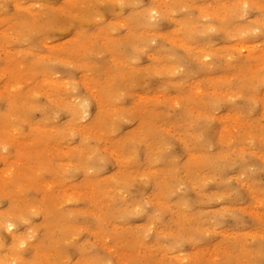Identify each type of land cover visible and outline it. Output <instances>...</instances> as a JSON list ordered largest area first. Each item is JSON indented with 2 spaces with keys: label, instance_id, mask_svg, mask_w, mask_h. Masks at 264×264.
Returning <instances> with one entry per match:
<instances>
[{
  "label": "rangeland",
  "instance_id": "374dc122",
  "mask_svg": "<svg viewBox=\"0 0 264 264\" xmlns=\"http://www.w3.org/2000/svg\"><path fill=\"white\" fill-rule=\"evenodd\" d=\"M0 264H264V0H0Z\"/></svg>",
  "mask_w": 264,
  "mask_h": 264
},
{
  "label": "bare ground",
  "instance_id": "6f19581e",
  "mask_svg": "<svg viewBox=\"0 0 264 264\" xmlns=\"http://www.w3.org/2000/svg\"><path fill=\"white\" fill-rule=\"evenodd\" d=\"M243 5H244V4H243ZM153 10H154V9H153ZM153 10H152V11H153ZM154 12H155V11H154ZM154 12H153V13H154ZM242 13H243V12H242ZM203 57H204V56H203ZM79 103H80V102H79ZM79 106H80V105H78V107H79ZM81 107H82V105H81ZM76 108H77V107H76ZM84 110H85V109H84ZM80 111H81V110H80ZM85 111H86V110H85ZM81 114H82V113H81ZM86 114H87V113H86ZM86 114H85V115H86ZM10 225H11V224H10ZM10 227H11V226H10ZM10 227H8L7 230H9ZM12 229H13V228H12ZM15 235H16V234H15Z\"/></svg>",
  "mask_w": 264,
  "mask_h": 264
}]
</instances>
